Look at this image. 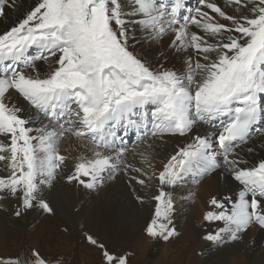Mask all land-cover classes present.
<instances>
[{"label": "snow or ice", "instance_id": "snow-or-ice-1", "mask_svg": "<svg viewBox=\"0 0 264 264\" xmlns=\"http://www.w3.org/2000/svg\"><path fill=\"white\" fill-rule=\"evenodd\" d=\"M196 4L33 0L0 33V200L15 201L16 217L34 208L53 215L44 192L58 178L95 191L120 174L145 187L147 177L159 187L143 231L168 242L179 235L172 190L216 173L241 188L235 199H209L202 220L222 226L201 238L220 247L253 226L264 229V159L248 166L240 154L253 152V134L264 133V0H225L231 14L215 0ZM16 8L17 0H0V18ZM169 54L179 67L167 66ZM133 136L146 146L131 149L146 167L128 159ZM69 137L88 142L71 166L61 151ZM166 137L186 142L150 173L149 150ZM85 239L100 249V264H129L132 252ZM0 264L66 261L33 247L0 255Z\"/></svg>", "mask_w": 264, "mask_h": 264}, {"label": "bare ground", "instance_id": "bare-ground-1", "mask_svg": "<svg viewBox=\"0 0 264 264\" xmlns=\"http://www.w3.org/2000/svg\"><path fill=\"white\" fill-rule=\"evenodd\" d=\"M32 3L33 0H17V8L8 11L5 17L0 18V33L12 26L19 19L20 12L26 10ZM223 8H225L230 14L233 12L232 7L223 6ZM159 50L163 51L164 49ZM157 51L158 49L155 47L148 48L145 46L144 49V52H146L150 58H156ZM173 65L179 67L180 60L176 56L169 54L167 66L171 67ZM261 135L264 134L259 132L253 134V139L250 141V146L254 149L253 152H248L245 147L240 153L247 161L248 166L257 164L260 160L264 159V144H261L260 142ZM131 140L134 141L135 137L133 136L130 141ZM185 142V138L181 137H166L164 140H155L153 148L149 150L152 155L151 162L153 168L148 169V171L150 173L152 171L158 173L168 156L176 150L177 145H182ZM87 143V141H77L74 137H69L62 142L61 151L62 153L69 155V166H71L72 158H75L81 153L87 154L86 149L82 147V145ZM132 145L136 148L137 152L145 150L144 144L141 145L143 147L129 144L130 151L128 159L137 167H146L141 164L139 155L133 156L131 152V149L133 148L131 147ZM0 174L5 173L0 172ZM127 178V176L120 174L116 179L110 180V183L104 184L97 190L88 191L85 189V192L82 191V187L77 188L79 185L75 183L69 184L58 178L51 188L45 189L44 194L55 209L54 215L64 222L71 221V211L72 213L74 212L77 219H80V215H82L83 218L86 219L85 221L89 223V228L93 233L95 232L98 234L97 236L104 243L108 245L114 240H119L125 246H129L126 247V249L134 248L146 262L149 260L152 263L151 259L155 256V251L158 250V246L160 245V243H157L158 240H152L145 235H142V237L136 241L134 239V233L126 228L129 227L130 224L128 219L136 221L144 215L148 217L149 213L152 212V209L143 211L142 208L146 205L136 199V196L140 195L146 200H149V198L143 194V191H148V188H141L139 184H136L134 181L132 182V185H130ZM150 183L154 188L159 187L156 179H151ZM204 187V192L200 194L197 202L194 203L191 208L187 210L186 207H184L180 213L177 211L175 215L176 224L182 220H185L186 224L185 227L178 231L180 233V244L190 251L187 260L183 264H264V229H260L256 226L251 227L246 233H243L242 238L239 241H229L220 246V248L215 249L202 241V234L199 231H211L222 226V222L208 223L202 220L203 214L210 209V205L208 204L209 199L213 195L221 200L225 197L235 199L241 188L239 183L234 179H231L230 177L220 179L216 173L204 178ZM172 191L174 193V190ZM155 193L156 192H152L151 194L154 195ZM122 194L129 196L130 199H128V201H121ZM61 200L63 203H61ZM4 207H6L11 214L14 213L15 201L11 198L0 200V246H7V224L9 222L12 223L9 220L10 214H8V211L4 212V210H2ZM75 209L78 211L75 212ZM68 210H70V212ZM40 213L43 212L35 208L31 209L21 216V221L25 223L30 222ZM23 222H19L14 226V229L19 232V234L24 230ZM122 224L125 225L123 229L121 226ZM134 241L135 243H133ZM171 243L172 241L165 245L163 250L164 258L161 264H167V262L179 263L178 257H176L174 250L170 247ZM39 244L40 241H36L34 245L38 246ZM133 244L135 246H133ZM175 245L179 246V244ZM199 248H203L204 250L208 249V254L205 255L206 257L202 256L201 259L196 258V262L190 260L193 256V251ZM181 255L184 256L182 253Z\"/></svg>", "mask_w": 264, "mask_h": 264}, {"label": "rangeland", "instance_id": "rangeland-1", "mask_svg": "<svg viewBox=\"0 0 264 264\" xmlns=\"http://www.w3.org/2000/svg\"><path fill=\"white\" fill-rule=\"evenodd\" d=\"M215 2L217 3L219 2L218 4L221 7L227 6V5H224L225 4L224 0H215ZM189 4L193 7L197 6L196 0H189ZM259 127L263 129L264 124H261ZM132 141L133 140H131L129 144H134L132 143ZM134 145H137V144H134ZM141 145L143 144H140L138 146L143 147ZM131 147H133V145ZM135 175H138V174H135ZM141 178L146 179V183L148 185L147 186L148 191L147 190L143 191V194L149 198V200L145 199L144 204L146 206H143L142 210L148 211L152 209L153 207V202L150 201V196L152 195L151 193L157 192L158 188H154V186H152V184L150 183L151 180H148L147 177H141ZM107 183H110V182L107 181L105 184ZM130 185H132V182L130 183ZM139 186L141 188L144 187L146 189L145 186H141V185ZM80 187L81 186L77 188H80ZM203 187H204V179H202L199 185H197L192 181L191 177H189V178H186V180L182 182L181 185L177 186L174 189L173 195H174V201L176 205V211L173 215V224L176 227L177 231L181 230L186 225L185 220H182L181 222L177 224L175 223V215L177 211L180 213L182 208L184 207H186L187 210L191 208L193 204L197 202V199L199 198L200 194L204 192L205 187L204 188ZM82 191L85 192V189L83 187H82ZM128 199H130L129 196L123 195V194L121 195V201H128ZM61 203H63L62 200H61ZM2 210H4V212L8 211L6 207L2 208ZM68 211L70 212V210ZM76 211L78 210L75 209V212ZM70 213H71L70 215L71 221L69 222H64L63 220H61L59 217H57L54 214L49 215L46 213H40V214H37L30 222L25 223L21 221V216L16 217L14 213L11 214V212L8 211V214H10L9 220L14 224L10 222L7 224V230H8L7 231L8 233L7 242L8 243H7V246H0V255L7 256V255H15L18 253L24 254L28 251V249L35 247L41 250L43 253H50L53 255L57 253L62 254L66 261V264H100V254H101L100 249L91 245L85 239V235L89 234L93 236L99 243L104 244L110 252H116V253L132 252L133 255L129 257V264H156V263L161 264L164 258L163 250L165 248V245H167L171 241L172 243L170 244V247L171 249L174 250L176 257H178L179 263L167 262V264H183L188 258V254L190 251L187 250L185 246L180 244L181 242V240L179 239L180 233L177 237L172 238L168 242L158 240L157 243H160V245L158 246V250L155 251V256H153V259H151L152 260V263H151L149 260H147L146 262L145 259H143L140 256V254L135 251L134 248L126 249V247H129V246H125L119 240H114L110 244L107 245L97 236L98 234H96L95 232L93 233V231L89 228L90 227L89 223L85 221L86 219L83 218L82 215H80L81 216L80 219H77L75 217L74 212L72 213L71 211ZM150 216H151V213H149L148 217L144 215L136 221L128 219L130 224H129V227H126V228H128L129 231L134 233V239L136 241H138L142 237V235H145L143 229L146 223L149 222ZM124 220H125V217H124ZM19 222H23V225H24V230L20 234L14 229V226H16ZM121 226L123 229L125 225L122 224ZM199 232L203 235L205 230L203 231L201 230ZM36 241H40V244L38 246L34 245ZM202 241L204 240L202 239ZM133 243H135V241ZM206 243L209 245L208 242ZM175 244H179V246ZM65 246H68V247H65ZM133 246L135 245L133 244ZM211 247L215 249L220 248L215 245H212ZM207 250L208 249L204 250L203 248L195 249L192 254L193 256L190 258V260H194L196 262V258L201 259L202 256L206 257L205 255L208 254ZM181 253L184 256H182ZM166 261H167V257H166Z\"/></svg>", "mask_w": 264, "mask_h": 264}]
</instances>
